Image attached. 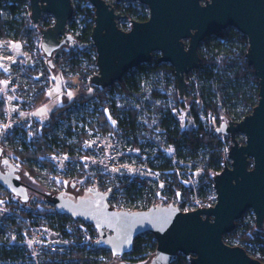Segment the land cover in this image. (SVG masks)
I'll return each instance as SVG.
<instances>
[{"label":"water","instance_id":"obj_1","mask_svg":"<svg viewBox=\"0 0 264 264\" xmlns=\"http://www.w3.org/2000/svg\"><path fill=\"white\" fill-rule=\"evenodd\" d=\"M134 1L146 5L147 18L130 19V28L123 30L116 21L126 15L116 12L105 0H87L94 15L90 39L97 73L90 77V83L95 86L113 85L128 70L150 62L156 52L159 63L173 68L178 93L183 96L185 75L199 68L198 45L205 37L226 27L246 37L245 59L257 79L258 99L249 114L224 119L215 128V132L228 135L231 144L226 155L230 163L213 176L214 203L180 210V204H166L160 199L146 209H117L108 201L111 191H103L98 185L71 198L65 193L70 190L68 177L63 187L44 190L27 179L24 166L1 146L0 185L28 208L31 183L57 213L90 223L97 233L93 245L109 250L112 256H125L137 235L151 233L156 241L154 255L147 263L136 264H171L177 253L183 254L189 264H264L241 246L223 240L247 209H251L257 228L264 223V0H205L203 4L200 0ZM28 2L32 23L37 24L43 13L54 19L52 25L39 28L42 56L51 64L54 52L74 39L65 31L73 12L71 0ZM50 71L58 77L56 67Z\"/></svg>","mask_w":264,"mask_h":264},{"label":"trees","instance_id":"obj_2","mask_svg":"<svg viewBox=\"0 0 264 264\" xmlns=\"http://www.w3.org/2000/svg\"><path fill=\"white\" fill-rule=\"evenodd\" d=\"M78 2L86 4L87 0H78ZM2 7H6L12 16L22 11L15 2L5 4L4 0H0V11ZM114 8L126 15L127 18H134L138 21H144L147 18V14H137L131 7L123 8L115 5ZM79 11L83 14V22L74 35V48L68 50L62 46L54 52L55 61L51 64L48 63L49 60L41 57L42 72L45 74L51 67H58L59 74L67 81L80 79L85 86L92 89V95L96 96L102 105V109L97 112L95 121L89 124V128L94 133L116 132L128 140L131 149L140 152L142 146L147 143L158 147L167 144L172 148L183 151L184 159L181 162L174 163L170 162V159H166L165 162L153 169L154 172L158 171L157 173H162L166 177L163 179L162 188L158 186V183L154 187H150L144 180L135 177L130 182L118 181L117 189H126V195L134 201L133 206L136 208H132L133 210L146 209L155 203H160L157 201L160 189L166 191V204L170 202L180 203V210H184L185 206H190L194 200H198L203 206L212 205L215 201L213 176L224 167L227 151L231 144L228 135L215 132V126L219 125L224 119H234L230 117V112L225 109L228 100L222 90L225 82L221 74L230 68L231 77L238 81L236 82L238 85L233 89V95L241 115L237 118H243L249 114L258 99L257 79L252 67L247 64L245 59L247 51L246 38H239L244 42L243 46H232L226 53L198 52L200 56L198 69H208L206 73L209 75L213 100L210 99L204 102L196 86H188L186 93L180 96L173 68L168 64L159 63L157 61L159 54L153 53L150 62L137 66L138 69L149 71L155 76V80L151 82L146 92L148 98L141 102L140 95L136 93L134 86H126L124 80H120L118 85L121 94L132 97L140 106H134L130 103L122 105L109 104L106 103L105 97L107 88L90 83V77L97 73L95 48L90 39L94 25L93 8L83 6L79 8ZM30 21V17L25 15L19 21L12 20V22L3 20L0 16V39H9L10 35L8 33L13 30L15 32L13 39L17 40L25 37L28 41L26 47L29 51H36L39 56H42L40 40L36 41L38 33L29 25ZM52 24L53 22L46 21L43 26L48 27ZM69 28L70 31L76 29V23L71 22ZM213 35L224 40H230L234 36L233 34H226L223 30ZM45 59L47 61H44ZM60 66H66L67 69L62 70ZM36 72L37 70L30 73L33 75ZM239 79H244L246 82L251 81L253 84L243 89L239 85ZM33 80L35 81L34 78ZM33 80L30 78V84L33 87L31 94L34 100L27 109L33 108L34 104L40 102L47 93V80L42 85L34 84ZM128 81H132V79L129 78ZM83 99L84 97L80 98V100ZM157 99L159 100L158 104L155 103ZM186 100L189 101L188 104H186ZM71 103L63 104L49 111L48 123L42 127L41 135L35 138L33 142L24 139L15 143L12 141L14 133H11L7 137L10 145L6 144L5 147L9 146L10 151L22 159H31L42 164L45 168L44 176H49L47 178L52 182L56 183L58 181L60 187L65 185L64 177H79L81 188L85 189L93 183L86 176V169L81 161V155L78 154L76 157L73 154L77 150L83 152V142L92 136L84 130L79 131L77 127L68 125L67 133L68 135H75L76 141L66 143L51 132L56 123L65 118L66 109ZM144 103L150 106L153 115L145 116L146 122L142 123L138 119V113L142 111ZM186 106L194 121L191 128H183L173 112L179 108H186ZM6 110V104H3L0 100V120H5ZM106 110L109 111L115 125L109 121ZM118 111H121L122 114L119 115ZM158 113H163L164 117L156 118V122L152 123V116ZM156 127L161 132L156 134L154 132ZM17 129L20 131L24 127ZM241 142H243V139H241ZM0 146L4 148L1 144ZM52 152L57 155L72 156V161L77 162V171L70 168L71 172H67L68 168H66L64 170L66 175L57 180L59 177L53 170V163L48 157V154ZM182 162L183 164H179ZM147 164L150 165V162H147ZM23 165L25 167L22 168H24L28 177L34 179L41 175L38 170L31 168L27 163ZM183 167L185 170L182 169ZM192 178L194 182L190 183L189 180ZM97 182L101 190H106L107 187H105L103 181L98 180ZM12 202L15 204L16 212L14 211L13 214L16 215V218L14 216L9 220L10 222L8 220L3 222L5 237H0V264H118L121 262L115 263L116 256H112L109 250L97 248L93 245L97 233L90 223L57 214L52 204L45 206L38 202H31L27 208L17 197L0 185V204L9 208ZM16 213H18V216ZM32 215L35 218L28 223L21 220L22 217L30 219ZM41 220L44 221L43 223L48 229L59 233L61 241L64 242L62 245L59 244L61 245L60 249L56 252L33 257L29 247L25 245L26 236L30 234V228L40 226ZM223 240L229 245L241 246L249 255L264 263V223L261 228H257L254 218L247 222L237 219L234 222V228L223 235ZM155 247L154 236L149 232L142 233L133 239L130 252L122 259L133 264L148 261L154 255ZM101 253H104L102 259L99 257ZM171 264H189V262L183 254L177 253L176 260Z\"/></svg>","mask_w":264,"mask_h":264},{"label":"rangeland","instance_id":"obj_3","mask_svg":"<svg viewBox=\"0 0 264 264\" xmlns=\"http://www.w3.org/2000/svg\"><path fill=\"white\" fill-rule=\"evenodd\" d=\"M113 7L115 5L121 6L123 8L131 7L133 8L137 14H147L148 9L146 5L136 2L134 0H105ZM17 3L18 6L22 9V11L18 12L16 15L12 16L6 7H2L0 11V16L3 20L11 21L17 20L19 21L23 15L29 17L30 8L28 0H4L5 4ZM73 12L72 17L66 23V33H71L74 35L77 33L78 28L82 25L83 22V14L79 11V8L83 6H89L88 3L81 4L78 0H71ZM79 6V7H77ZM115 9V8H114ZM116 12H119L115 9ZM121 13V12H120ZM123 14V13H121ZM130 19L134 18H120L117 19V25L119 28L123 30H128L130 28ZM51 21L54 22L53 17L50 14L43 13L41 15L40 21L37 24L32 23L30 21V26H32L33 30L38 33L36 37V41L40 40V32L39 28H46L43 26L44 22ZM71 22L76 23V29L70 31L69 24ZM226 34H233V38L230 40H224L222 38L216 37L213 34L205 37L198 45L199 53H209V54H222L228 52V50L233 47H241L244 45V42L241 41L240 37H245L240 32H238L233 27H226L223 30ZM10 35L9 39H0V90L2 91V95H0V100L3 104H6L7 110L5 111V120H0V144L7 149L12 155L16 157V159L23 165L27 163L31 166V168L38 170L40 172V176L36 178L26 177L28 180L36 184L38 187L48 190L54 187L59 186L58 181L52 182L47 177L44 176L45 168L42 164L37 163L31 159H22L21 157L15 155L10 151V147H5L6 144L10 145L7 137L13 134L12 141L17 143L26 139L27 141L33 142L35 138L39 137L42 133V127L48 123V113L50 110L56 107H60L63 104H67L72 102L69 107H67L66 116L64 119H61L56 123V125L51 129V132L55 134L58 138L64 140L66 143L75 142V135H68V125H73L77 127V130H84L90 134L92 137L83 142V152L76 151L73 156L81 155V161L85 165L86 176L90 178L93 183L90 187L94 185H99L98 180L103 181L105 187H107L110 193V199L108 200L115 207H135L133 206V199H130L128 195H126L127 191L125 188L117 189L118 181L122 182H130L135 177L142 179L146 182V184L150 187H154L157 185L160 188L163 186V179L166 178L162 175V173L154 172L156 166L165 162L166 159H170V162H181L183 158V151L181 149L172 148L171 146L165 144L160 147L155 146L151 143H147L143 145L142 151L136 149H131L128 143V140L116 133L111 132L107 134H100L103 136L102 145L108 156H112L117 159L118 167L114 170H111L107 167V164L99 158L98 151L96 146L93 144L92 138L95 136L90 128L89 124L95 121V117L97 115L98 110L102 109V105L99 103L98 98L92 95V89L83 84V82L79 79H73L67 81L65 78L61 77L58 71V77H53L51 71L48 70L47 73L42 72L41 61L43 56H39L36 51H29L26 47L28 41L26 38L22 37L21 39H13L15 32L10 30L8 33ZM246 38V37H245ZM185 44H187V40H184ZM14 44H18L19 48L13 47ZM67 46H63L68 50H72L74 48V42H66ZM156 53V52H155ZM158 54V53H157ZM55 61L54 55L51 57V63ZM165 64V63H164ZM60 69H67L66 66H60ZM33 75L32 72H35ZM208 69H193L189 71L185 75V89L184 94L186 93L187 87H198L200 91L201 98L204 102L213 100L210 85H209V75L206 73ZM31 72V73H30ZM29 73V74H28ZM45 76H44V75ZM96 74V73H95ZM230 68L226 69L221 75L224 79L225 85L223 87V92L225 98H227V104L225 109L230 112V117L234 119L241 116L240 109L238 107L237 101L233 95V89L236 85V80L231 77ZM94 75V74H93ZM30 78L35 79L34 84L42 85L45 80L48 82L47 93L44 98L34 104L33 108L27 109L30 104H32V84H30ZM131 78L132 81H128ZM121 80H124L126 86H134V90L137 94L140 95V101L143 102L148 98L147 90L150 87V84L153 80H155V76H153L149 71L140 70L137 67H134L128 70L122 76ZM119 82V81H118ZM118 82H115L113 85L106 87L105 91L106 103L112 104L115 103L117 105L122 104H133L134 106H140V104L135 101L132 97L121 94L119 91ZM239 85L244 89L248 86H252V82H246L244 79H239ZM71 93V96L69 95ZM183 94V95H184ZM80 100V98H83ZM87 97V98H86ZM188 100H186V104H188ZM155 103L158 104L159 100H155ZM108 112V113H107ZM176 117L178 118L181 126L183 128H191L194 125V121L192 116L189 113L188 107L179 108L173 111ZM109 121L114 124L113 119L109 111L106 110ZM119 115L122 114L121 111L117 112ZM151 108L149 105L144 103L142 111L138 113V119L142 123H145V116H150ZM153 115V114H152ZM163 113H158L152 116V123L156 122V118H163ZM115 125V124H114ZM219 125H216L218 127ZM19 127H24L23 130L17 129ZM16 128V129H15ZM18 130V131H16ZM154 132L157 134L160 131L159 128H154ZM49 136H51L49 134ZM117 142L118 144H115ZM115 148V149H114ZM113 149V150H112ZM50 160H57L60 164H65V170L70 171L71 169H75L77 171V162L72 161V156L70 159H66V157L62 154L57 155L52 152L48 154ZM51 157V158H50ZM61 160V161H60ZM150 162V165L147 164ZM230 163L229 159L226 158L225 164ZM179 164H183L179 163ZM25 167V165H23ZM53 170L56 175H58V179L63 178L65 174L64 171H60L55 169L53 164ZM185 170V168H182ZM69 172V173H70ZM80 172V171H79ZM26 173V172H25ZM65 178V177H64ZM84 178V177H82ZM193 179V178H192ZM190 179V183L194 182V179ZM69 184H74L75 187H78V193L84 191L81 188V180L80 178H68ZM89 188V187H88ZM87 189V188H85ZM116 189V190H115ZM118 192V193H117ZM159 199L166 198V191L160 189L159 190ZM117 198V199H116ZM157 200V201H158ZM31 202H38L45 206H49L51 203L45 199L44 193L36 188L34 185L30 183V195L28 204ZM132 202V203H131ZM136 202V201H135ZM23 204V203H22ZM126 204L130 205L127 206ZM180 204V203H179ZM202 205V203H199ZM120 205V206H119ZM42 206V205H40ZM208 206V205H207ZM203 207V205H202ZM193 210L191 206H185L184 209ZM15 204L12 202L11 207L7 208L0 204V237L4 238V221L10 220L16 215L15 213ZM18 212V211H17ZM18 216V213H16ZM254 218V215L251 209H247L241 216L240 219L244 221H250ZM10 222V221H9ZM41 220V224L39 228H37V232L30 237V234H26L25 245L29 246L34 242H38L39 240H45L47 238L46 234L48 233V229ZM51 233V232H50ZM52 234V233H51ZM34 238V239H32ZM13 239V238H12ZM62 239H54L51 237L49 241L55 242L60 249V246L64 241ZM61 241V243H60ZM61 244V245H59ZM62 248V247H61ZM104 253H101L99 257L102 259L104 257ZM251 256V255H250ZM122 257L116 256L114 261L121 259ZM140 263H147L146 261H141Z\"/></svg>","mask_w":264,"mask_h":264},{"label":"built area","instance_id":"obj_4","mask_svg":"<svg viewBox=\"0 0 264 264\" xmlns=\"http://www.w3.org/2000/svg\"><path fill=\"white\" fill-rule=\"evenodd\" d=\"M0 57H2V56H0ZM0 95H2V91L1 90H0ZM102 139H103L102 135L95 134V136L92 138V140H93L92 142L94 143L93 145L96 146V148H97L99 158L104 160V162L107 164V167L111 171V170H114L115 168L118 167V162H117V159H115L112 156L110 157V156H108L106 154V152H105V150L103 148V145H102ZM115 144H118V143L115 142ZM64 156L66 157V159H70L69 156H67V155H64ZM62 158H63V155H62ZM50 161L54 164V166H55V168L57 170H60V171H64L65 170V167H66L65 164H60L59 162H57V160H54V159H52ZM109 196H110V194H109ZM109 199H110V197H108V200ZM199 203L200 202H198V200H194L191 203L190 206H191L192 209H196L198 207H202V205H200ZM120 207H122V206H120ZM57 214H59V213H57ZM60 215H62V214H60ZM64 216H68V215H64ZM34 218H35V216L32 215V217H30V219H28L27 217H22L21 220L26 221V223H28L29 221L33 220ZM73 220H76V219H73ZM37 228H39V226H36L34 228H30V237L33 236V234L35 232H37ZM46 236H47V238H45V240H39V243L38 242L37 243L34 242L33 244H30L28 246L33 257L47 255V254H50V253H53V252H56V251L59 250L58 249L59 246L55 242H51L49 240L51 239V237L53 238V240L54 239H56V240L60 239V234L55 232V231L48 230V233L46 234ZM32 239H34V238H32Z\"/></svg>","mask_w":264,"mask_h":264},{"label":"flooded vegetation","instance_id":"obj_5","mask_svg":"<svg viewBox=\"0 0 264 264\" xmlns=\"http://www.w3.org/2000/svg\"><path fill=\"white\" fill-rule=\"evenodd\" d=\"M203 3H205V0H200V4H203ZM76 191H78V187H75L74 185L73 186L70 185V190H67V191L65 190V193L69 195L71 198H76L77 196L83 195V192L78 193ZM120 261H123V260H120Z\"/></svg>","mask_w":264,"mask_h":264},{"label":"snow or ice","instance_id":"obj_6","mask_svg":"<svg viewBox=\"0 0 264 264\" xmlns=\"http://www.w3.org/2000/svg\"><path fill=\"white\" fill-rule=\"evenodd\" d=\"M13 47H15V48L18 49L19 48V45L18 44H14ZM69 95L71 96V93H69Z\"/></svg>","mask_w":264,"mask_h":264}]
</instances>
